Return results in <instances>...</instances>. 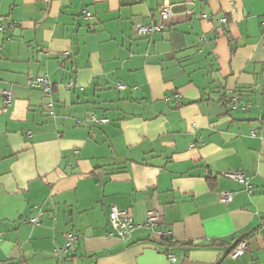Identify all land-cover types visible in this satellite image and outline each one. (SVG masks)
<instances>
[{
	"label": "crops",
	"instance_id": "crops-1",
	"mask_svg": "<svg viewBox=\"0 0 264 264\" xmlns=\"http://www.w3.org/2000/svg\"><path fill=\"white\" fill-rule=\"evenodd\" d=\"M163 3L167 26L138 36ZM0 16V264H264V0H0ZM238 170L251 193L222 176ZM111 205L137 223L123 241Z\"/></svg>",
	"mask_w": 264,
	"mask_h": 264
},
{
	"label": "built area",
	"instance_id": "built-area-1",
	"mask_svg": "<svg viewBox=\"0 0 264 264\" xmlns=\"http://www.w3.org/2000/svg\"><path fill=\"white\" fill-rule=\"evenodd\" d=\"M44 1L47 2L48 0H44ZM157 13L159 17L158 21H152L148 24L138 25L135 28V32L138 36H144V35H148L154 32H159L167 26L170 20V10H169L168 4L163 3L162 5H160V7L157 9ZM86 15H89V13H87ZM201 17L208 18L209 15L206 13H202ZM2 20H3V17L0 16V30H2V23H1ZM220 22L222 24L226 23V17L220 18ZM262 26H263L262 32L264 33V22L262 23ZM70 85H73V82H70ZM29 86L34 89H40L44 93L45 96H49V97L51 96V93H52L51 86L52 85L45 74H39L33 79H30ZM116 87L118 89H124L126 86L121 83H118ZM2 97H3V101H2L1 108L3 111H6L7 108L11 104L10 91L8 89H4L2 91ZM229 100H230V103L234 104L235 106L236 104L238 105L240 104L241 108L243 109L245 108V105L241 101H239L237 97L234 96L232 93L229 95ZM45 107L48 109L49 114H52V102H48L45 105ZM92 120L99 122V123H106L108 121L107 118L98 119L94 116L92 117ZM254 133L255 131H251V135H254ZM222 176L226 179L237 181L238 183L243 185L244 189L248 193L252 192V187L249 184L248 178L246 177L243 171H239V170L238 171H228V172L223 173ZM218 195H219V201L221 203H228L232 200L234 193L231 191H221L219 192ZM39 215H41V212H39ZM108 221H109V226L111 228L110 235H115L118 239L122 241L125 240L129 235H131L137 227V223L135 222L132 214L128 210L121 209L115 205L110 206V210L108 214ZM29 222L33 224H37L38 218L31 217L29 219ZM159 222H160V215L157 211L148 210L146 212L145 225L148 228L154 230L155 226ZM158 234L162 238L167 239L170 235V232L164 231V232H158ZM75 239H76L75 234H73L72 232L67 233L66 242L64 246L62 248H55L54 251L55 252H61V251L67 252L69 250H73ZM247 249H248V245H247L246 239H241L230 250V252L228 253V257L233 260L238 259L247 251ZM170 259L173 261L175 260L174 257H170Z\"/></svg>",
	"mask_w": 264,
	"mask_h": 264
},
{
	"label": "trees",
	"instance_id": "trees-1",
	"mask_svg": "<svg viewBox=\"0 0 264 264\" xmlns=\"http://www.w3.org/2000/svg\"><path fill=\"white\" fill-rule=\"evenodd\" d=\"M241 240V239H240Z\"/></svg>",
	"mask_w": 264,
	"mask_h": 264
}]
</instances>
